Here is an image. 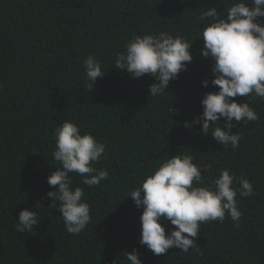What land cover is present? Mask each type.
Segmentation results:
<instances>
[{"label":"trees","instance_id":"1","mask_svg":"<svg viewBox=\"0 0 264 264\" xmlns=\"http://www.w3.org/2000/svg\"><path fill=\"white\" fill-rule=\"evenodd\" d=\"M232 2L0 0V264H128L124 253L134 249L144 264H264V100L232 98L248 100L259 116L233 121L232 131L242 136L236 149L204 136L202 125L184 127L202 115L204 95L219 90L202 85L214 76L212 59L200 52L204 22L198 16L208 6L223 11ZM160 32L194 43V59L166 93L153 98V77L133 78L114 62L135 35ZM89 55L106 72L91 91L83 68ZM66 120L106 145L92 165L109 173L99 186L70 174L90 206L91 222L80 234L67 232L59 205L49 207L47 197L58 188L47 183L57 170L54 131ZM180 152L207 167L205 185L227 168L236 177L234 187L248 179L255 195H238V223L227 214L222 223H202L196 248L184 253L173 247L157 256L139 243L143 209L128 195ZM24 209L42 220L36 235L15 230ZM164 223L170 232L174 226Z\"/></svg>","mask_w":264,"mask_h":264},{"label":"clouds","instance_id":"2","mask_svg":"<svg viewBox=\"0 0 264 264\" xmlns=\"http://www.w3.org/2000/svg\"><path fill=\"white\" fill-rule=\"evenodd\" d=\"M204 22L200 38L204 46L200 49L205 58L213 61L211 71L214 78L204 79L202 85L218 86V91L207 92L202 99L203 113L184 127L192 129L202 125L199 131L211 135L218 143L239 147L241 134L233 132L235 122L256 121L259 116L250 106L249 98L264 100V0H233L223 11L218 7H207L198 16ZM197 39V40H199ZM192 42L168 32L135 35L126 45L125 51L117 53L114 67L125 71L133 78L150 75L156 82L149 86V94L155 98L166 93L172 80L186 71L194 59ZM84 72L91 91L98 79L106 74L102 62L89 55L83 63ZM234 97H248L240 103ZM224 118V122H221ZM55 149L53 158L57 170L47 177V183L56 188L47 197L59 205L66 230L70 234L82 233L91 222L90 206L84 201V190L73 188L72 173L83 177L82 183L99 186L109 176L107 170L93 167L106 153V145L91 133H81L73 121H64L54 131ZM106 158V156H105ZM193 155L180 152L160 162L143 182L130 192L138 208H142L140 245H146L154 255L168 252L176 247L187 253L196 248L201 224L223 222L226 214L231 220L240 221L239 197L255 195L252 182L241 178L238 187L234 174L225 168L213 183L205 185L203 173L207 167L193 163ZM58 202V203H57ZM15 230L36 235L34 226L42 222L34 210L20 211ZM165 221L172 230L166 232ZM128 264H144L137 250L125 252Z\"/></svg>","mask_w":264,"mask_h":264}]
</instances>
